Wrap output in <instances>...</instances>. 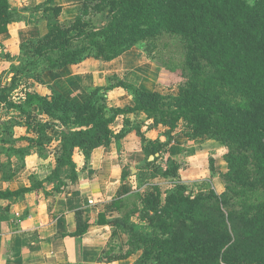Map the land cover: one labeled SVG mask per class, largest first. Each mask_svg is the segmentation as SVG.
Listing matches in <instances>:
<instances>
[{
	"label": "trees",
	"instance_id": "trees-1",
	"mask_svg": "<svg viewBox=\"0 0 264 264\" xmlns=\"http://www.w3.org/2000/svg\"><path fill=\"white\" fill-rule=\"evenodd\" d=\"M80 2L83 11L65 23L60 19L63 5L52 0L23 8L0 0V35L22 18L21 11L39 12L30 22L47 20L41 37L22 43L21 63L12 66L11 80L5 86L0 83V105L20 113L16 121L10 117L2 123L1 130L10 134L19 126L34 134L1 136L0 151L7 160L0 159V168L4 178L12 180L17 174L14 156L20 168L33 152L54 159L45 178L33 173L30 186L0 191V199H19L38 189L46 195L64 191L79 173L76 153L83 156L86 167L96 149L107 148L134 130L145 154L138 177H175L178 160L169 157L166 166L158 161L182 126L190 140L225 145L226 191L210 189L193 195L181 181L166 189L154 181L131 195L126 194L127 185L99 213L97 224L112 228L103 260H126L138 254L133 264H264V0ZM163 31L180 35L187 48L190 72L177 95L142 88L114 75L116 79L109 77L106 85L93 87L82 101L54 86L48 94L25 89L23 95L13 97L24 81L88 58L112 61ZM115 87L129 91L133 103L111 105L107 94ZM132 114H145L151 120L149 127L162 125L165 130L149 141L142 125L129 117ZM121 116L124 126L116 132L113 126ZM22 141L27 144L20 146ZM129 175L131 170L124 169L122 180ZM47 180L49 189L44 185ZM256 194L263 198L250 205L248 200ZM2 220L0 216V230ZM76 224L72 236L84 234L91 225L82 211L76 212Z\"/></svg>",
	"mask_w": 264,
	"mask_h": 264
},
{
	"label": "crops",
	"instance_id": "crops-1",
	"mask_svg": "<svg viewBox=\"0 0 264 264\" xmlns=\"http://www.w3.org/2000/svg\"><path fill=\"white\" fill-rule=\"evenodd\" d=\"M43 1L45 0H10V3L13 8H18L24 5L32 7ZM80 1L52 0V3L63 5L61 19L71 14L68 16L70 19L76 15L74 11ZM27 13L29 16L31 14L40 15L39 12L28 11ZM40 19L42 22L43 19ZM73 19L63 22L69 23ZM25 23L27 22L11 24L9 31L0 35V42L8 39V42H18L19 45L24 41L25 35L39 36L35 35L39 29V27L36 28L38 25L30 26L37 22H29L28 19V25ZM27 26L29 30L21 31ZM129 51L112 61L88 58L81 63L49 72L53 74L51 76L54 79L52 85L70 98L82 101L88 89L106 85V77L109 74L120 73L135 64V60L126 59ZM133 79L129 77V81L136 82ZM139 84L147 89L146 80L143 79ZM107 96L113 106L133 103V97L122 87L109 90ZM129 117L133 121L139 120L137 123L142 125V131L149 141L155 140L165 130L162 125L149 127L151 120H148L145 114L140 116L132 114ZM123 126L124 118L121 116L113 128L118 132ZM20 128L26 130L25 127ZM181 132L182 126L177 129L174 140L168 148L172 158L178 161H180L178 150L182 145L180 140L184 138ZM18 144L23 146L27 143L22 141ZM142 146V139L134 130L120 141H113L109 147L96 149L86 167H84L83 156L76 153L74 160L78 165L79 173L74 181L69 180L64 191L46 195L44 189H38L27 192L19 199L1 198L0 216H3V220L0 230V264H133L138 254L126 260L114 262L103 260L102 251L109 241L112 228L110 225L97 224V220L100 211L107 208L112 199L125 192L129 179L122 180L123 170L129 169L132 171L131 174L137 171L134 175L137 177L139 173H142V169H138L145 158ZM49 159L52 170L54 159L53 157ZM43 161V158L33 152L25 157V166L20 168L18 158L14 156L12 162L17 174L12 180H6L0 168V191L30 186L33 173L37 174L40 179L45 178L48 174L41 175ZM153 182L154 180H148L147 183ZM44 185L45 189H49L51 183L47 180ZM77 211H82L84 221L90 222L91 225L84 234L72 236L69 233L76 230Z\"/></svg>",
	"mask_w": 264,
	"mask_h": 264
},
{
	"label": "rangeland",
	"instance_id": "rangeland-1",
	"mask_svg": "<svg viewBox=\"0 0 264 264\" xmlns=\"http://www.w3.org/2000/svg\"><path fill=\"white\" fill-rule=\"evenodd\" d=\"M78 4L79 6L74 11V14L76 15L81 13L85 7L82 2H78ZM23 7L28 6L24 5L18 8ZM28 11H21L22 18L13 23L19 24L20 22H27L25 24L28 25V19L36 18L32 14L29 16L27 13ZM23 12L26 13L24 14ZM70 15L71 14H67V16L64 17L65 20L63 18L60 19L62 21H67L76 16L73 15L68 19V16ZM46 23L47 20L43 19L41 22L39 19L37 24L30 25L33 27L38 25L36 28L39 27V29H37V33L35 34L39 35L37 37H41L45 33L47 29ZM27 30H29L28 26L21 31ZM30 38L32 37L25 35L24 41L20 42L19 45L18 42H8V39H4L3 41L5 42H0V83L3 86L7 85L11 80L13 74L11 69L12 66L20 65L22 59V43ZM126 59H129L130 61L135 60V64L120 73L112 72L106 77V82L109 77L116 79V76L114 75H117L119 78H125L127 81H129V77H133L136 81L133 83L139 86V83L144 79L147 83V89L159 90L167 95H177L181 85H184L186 82V75H189L190 72L187 64V48L185 41L180 35L167 31H163L157 36L149 38L133 47L132 50L127 53ZM202 63L204 66L208 65L205 60H202ZM207 69H209V67H207ZM51 76H53V74L44 73L40 79H30L20 83V86L13 97L16 99L23 95L25 89L31 91L38 90V92L41 91L42 93L48 94L49 91H51V86H53L52 80L54 79ZM127 93L132 96L129 91H127ZM10 117L13 118V121H16L20 118V113L14 108L9 109L7 105H0V138L5 134L1 130L2 123L8 121ZM138 121L139 120H137V122ZM150 124L151 122L148 125ZM10 132L13 133L15 137L34 135L32 133L28 134L25 129H21L19 126L13 127ZM11 133L5 134V137L7 136L12 139L14 135ZM181 133L184 135L183 137L185 139L181 138L180 141L182 145L178 150V159L180 160L179 174L175 177L169 178L158 177L154 181L159 183L163 189L170 188L176 182L181 181L187 185L188 192L193 195H196L201 191H209L210 189L222 194L226 191L227 184L224 179V172L227 170V164L224 159V154L227 151L225 145L221 142L209 139L190 140L183 132ZM24 142L27 143L26 141ZM0 157L1 161L7 160L6 154L2 151H0ZM51 157L52 156L43 158L44 163L41 167V175H46L51 172V164L49 163V158ZM169 157H172L170 155V150H168L164 155V158L159 160L158 163H163V165L166 166L165 162ZM136 172L137 171L131 174L133 176H128L129 180L127 181V185H129V190L126 191V194L132 195L137 190L143 189L149 185L147 182L150 179H148V177L134 176ZM262 198V195L256 194L255 198L249 199L248 201L251 205Z\"/></svg>",
	"mask_w": 264,
	"mask_h": 264
},
{
	"label": "water",
	"instance_id": "water-1",
	"mask_svg": "<svg viewBox=\"0 0 264 264\" xmlns=\"http://www.w3.org/2000/svg\"><path fill=\"white\" fill-rule=\"evenodd\" d=\"M153 158H154V156H151V157H150V159H153Z\"/></svg>",
	"mask_w": 264,
	"mask_h": 264
},
{
	"label": "built area",
	"instance_id": "built-area-1",
	"mask_svg": "<svg viewBox=\"0 0 264 264\" xmlns=\"http://www.w3.org/2000/svg\"><path fill=\"white\" fill-rule=\"evenodd\" d=\"M18 216L20 215V214H17Z\"/></svg>",
	"mask_w": 264,
	"mask_h": 264
}]
</instances>
